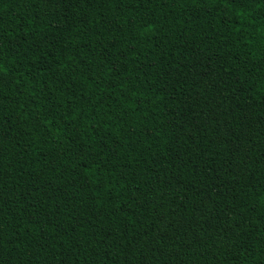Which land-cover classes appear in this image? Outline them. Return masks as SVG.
Wrapping results in <instances>:
<instances>
[{"label":"trees","instance_id":"obj_1","mask_svg":"<svg viewBox=\"0 0 264 264\" xmlns=\"http://www.w3.org/2000/svg\"><path fill=\"white\" fill-rule=\"evenodd\" d=\"M0 264H264V0H0Z\"/></svg>","mask_w":264,"mask_h":264}]
</instances>
